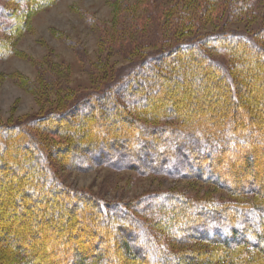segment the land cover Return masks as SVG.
Here are the masks:
<instances>
[{
  "label": "trees",
  "instance_id": "obj_1",
  "mask_svg": "<svg viewBox=\"0 0 264 264\" xmlns=\"http://www.w3.org/2000/svg\"><path fill=\"white\" fill-rule=\"evenodd\" d=\"M57 1L9 0L18 7L0 5V29L17 35L35 11ZM183 1L181 18L193 0ZM9 20L14 25L6 27ZM182 36L69 111L0 124V169L19 173L0 178V187L8 184L0 191L6 215L0 264H264V204L196 202L176 193L106 202L67 187L52 166L58 160L75 170L108 166L194 177L233 196L264 199V37L229 28ZM213 54H226L233 65L225 67ZM90 106L93 113L81 118L78 109ZM72 116L80 122L74 131ZM32 125L65 137L64 155L58 154L62 144L47 145L28 132ZM230 155L243 164L227 163ZM252 167L246 180L243 173ZM61 195L67 197L61 201ZM25 210L37 215L17 223L14 215ZM193 240L212 251L170 248Z\"/></svg>",
  "mask_w": 264,
  "mask_h": 264
},
{
  "label": "rangeland",
  "instance_id": "obj_2",
  "mask_svg": "<svg viewBox=\"0 0 264 264\" xmlns=\"http://www.w3.org/2000/svg\"><path fill=\"white\" fill-rule=\"evenodd\" d=\"M187 2H191L190 8L186 9L188 16L181 18L180 13L185 11L186 4L183 0H58L35 11L17 35L10 32L11 28L3 26L0 29L3 44L0 46V124L15 125L44 117L51 111H69L82 99L105 92L117 80L120 71L145 55L160 51L183 34V38H188L229 28L264 37V0ZM7 4L18 7L9 0H0L1 6ZM190 20H195L194 25L187 28L186 23ZM6 23V27L14 25L12 20ZM213 57L225 67L233 65L226 54H213ZM145 76L151 79L153 75L148 73ZM92 110L90 106L79 108L77 112L83 118L93 113ZM102 119L105 120L106 116L103 115ZM72 120L77 127H71V130L80 128L79 119L72 116ZM27 131L47 145L62 146L58 154L64 155L65 137L38 130L33 125L27 127ZM107 151L110 153L112 149ZM230 162L242 163V159L230 155L227 163ZM79 163L80 160L71 161V164ZM52 166L64 185L106 202L139 203L149 199L150 195L176 193L196 202L264 204V199L259 196H233L194 177L141 175L131 170L116 171L108 166L75 170L58 160L52 161ZM254 171L253 167L247 168L243 176L250 180ZM10 173L0 169L1 180L19 176V173H13L17 177ZM3 185L7 187L8 184ZM3 185L0 191L5 188ZM64 197L67 196L61 195L59 200L63 201ZM14 201L11 206L17 211V201ZM147 204L145 201L143 206ZM25 212L27 215H14L17 223L28 222L37 215L35 211V214ZM5 217V213L0 214V221ZM5 231L0 229V234ZM170 248L174 251L190 249L192 252L213 249L207 243L194 240L171 244Z\"/></svg>",
  "mask_w": 264,
  "mask_h": 264
}]
</instances>
